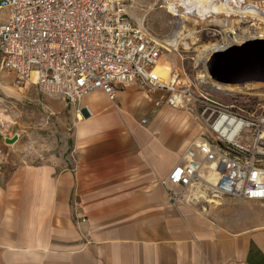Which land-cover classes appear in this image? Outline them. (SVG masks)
Returning a JSON list of instances; mask_svg holds the SVG:
<instances>
[{"label":"crops","instance_id":"obj_1","mask_svg":"<svg viewBox=\"0 0 264 264\" xmlns=\"http://www.w3.org/2000/svg\"><path fill=\"white\" fill-rule=\"evenodd\" d=\"M154 99L136 82L92 92L67 159L0 175V264H264L263 201L195 181L171 204L163 181L203 130Z\"/></svg>","mask_w":264,"mask_h":264},{"label":"built area","instance_id":"obj_2","mask_svg":"<svg viewBox=\"0 0 264 264\" xmlns=\"http://www.w3.org/2000/svg\"><path fill=\"white\" fill-rule=\"evenodd\" d=\"M132 2L0 0V10L7 12L0 22V69L43 94L62 97L77 115L90 112L82 105L84 96L102 90L113 101L119 87L138 83L156 106L190 112L203 130L163 181L172 205L186 201L185 189L195 181L223 196L264 202V97L248 109L222 103L212 91L242 90L221 88L207 69L206 79H190L179 69L161 77L157 68L168 47L134 18ZM8 140L0 109V175L9 162ZM204 165L218 169L215 182L200 174Z\"/></svg>","mask_w":264,"mask_h":264},{"label":"rangeland","instance_id":"obj_3","mask_svg":"<svg viewBox=\"0 0 264 264\" xmlns=\"http://www.w3.org/2000/svg\"><path fill=\"white\" fill-rule=\"evenodd\" d=\"M248 1L264 3V0ZM132 4L133 16L137 20L142 19L148 30L157 38H161L165 44V41L179 33L183 26L186 28V31H183L185 35L193 28L191 21H184L179 16L170 14L161 0H133ZM6 13V10H0V22L6 18ZM234 30L235 35L245 37L246 40H252L249 38L260 33L254 21H242ZM196 31L198 42L193 45L191 40L187 39L189 49L180 45L176 50L166 44L168 50L164 51L161 67L167 77L170 71L179 69L187 73L190 79H195L207 69L204 60H200V46L212 43L223 49L235 44L232 41L235 35L225 32L222 26L211 24L204 28L197 27ZM257 83L264 84L261 81ZM252 85L253 83H246L244 90ZM261 89L264 91V86ZM244 90L238 95H227L220 91H212V94L222 103H234L237 107L248 109L251 105H256L261 96L245 93ZM0 109L5 117L10 138L6 147L9 151L6 167L8 172H13L26 163L36 164L52 160L62 162L73 153L79 118L76 115V107L62 97L43 94L36 85L18 82L14 73L0 69Z\"/></svg>","mask_w":264,"mask_h":264},{"label":"bare ground","instance_id":"obj_4","mask_svg":"<svg viewBox=\"0 0 264 264\" xmlns=\"http://www.w3.org/2000/svg\"><path fill=\"white\" fill-rule=\"evenodd\" d=\"M164 3V7L172 15L179 16L184 21H191L193 28L189 29L188 35H185L186 28L183 26L179 33H176L172 38L166 40V44L170 47L178 49L180 45H183L185 49H189L187 39L191 40V43L197 44L198 39L196 37L198 31L197 27L208 26L216 24L222 26L223 30L235 35V27L242 21H254L259 27V35L252 36V38H264V3L249 2L248 0H161ZM135 18V17H134ZM136 19V18H135ZM140 24L144 21L138 20ZM246 38L235 35L232 40L233 43H242ZM200 60H206L216 50H221V46L216 44H205L199 47ZM161 63L158 65L157 71L161 74V77H167V73L161 67ZM207 77V70L201 72L198 78ZM221 88L228 91H241L244 90V85H219ZM264 84L254 82L252 86L244 90L246 93L259 94L264 97V91L261 89ZM242 90V91H243Z\"/></svg>","mask_w":264,"mask_h":264},{"label":"water","instance_id":"obj_5","mask_svg":"<svg viewBox=\"0 0 264 264\" xmlns=\"http://www.w3.org/2000/svg\"><path fill=\"white\" fill-rule=\"evenodd\" d=\"M205 64L219 85L264 82V38H252L216 50Z\"/></svg>","mask_w":264,"mask_h":264}]
</instances>
